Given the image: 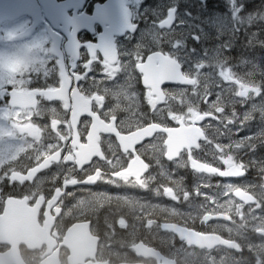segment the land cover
<instances>
[{"label": "snow or ice", "instance_id": "obj_1", "mask_svg": "<svg viewBox=\"0 0 264 264\" xmlns=\"http://www.w3.org/2000/svg\"><path fill=\"white\" fill-rule=\"evenodd\" d=\"M104 54L106 59L104 61L103 76L97 77L96 73L91 71V68L88 69L89 74L93 77L92 86L96 84L98 78L102 80L103 77H107L112 81L111 88L105 86L103 91L105 94H111L112 98L117 101L116 109H119L121 95H127L124 89L130 87V84H121L116 81V74L123 68V64L117 54L107 48ZM4 68L6 72L0 74V169L4 168L6 163L9 164V168L0 172V181L7 179L9 184L18 182L23 185L26 181H33L36 174L41 172V170L49 169L55 165L56 172L52 174V179H60L61 184L56 186L50 196L47 197L49 202L55 201L59 197L65 198V195H72L73 193L66 192V190L69 186L75 187L77 185L87 186L107 183L113 187L138 186L142 190H148L149 183L156 180V175L152 173H149L147 177L144 176V173L149 172L150 163L142 159V156L148 152L149 148L152 150V158L155 159V163L161 168L163 165L160 157L163 156L177 168H189L190 165L191 171L198 174H208L209 179L211 175H217L222 178L246 176L249 165L254 164L255 161L244 162L239 156L230 154L229 150L233 148L232 143L228 145L216 143L214 151L211 153L213 159L218 157L219 161L226 166V170H221L220 167L212 166L210 163H201L198 159L193 158L194 150L207 151V148H202L201 143H199L202 138L207 145L212 144V141L205 135V129L197 127L196 123L212 116L213 112L224 113L226 103L243 105L253 100L254 97H261L260 105L253 104L252 109L243 116V121L250 122L252 113L258 108L260 112V129L256 135L261 140H264V95H262L264 81L259 84L254 80L242 82L240 78H234L231 68H227V70H225V67L220 68L219 75L225 81L238 85V90L235 87L230 89L234 95L222 99V93H217L215 101L208 106L209 110L203 113L191 103H189L187 113L183 115H174L169 109L168 115L173 121L180 123L181 127L179 129L168 127L163 122H148L146 125L137 123L135 130L129 131L127 134H124V130L131 128L132 125L128 120H121L117 124L115 109L104 113L103 119L101 114L93 110V102L100 108L104 106L105 95H94L95 87L92 88V91L85 94L84 88L89 86L86 83L87 77L82 72L72 74L62 70L60 72L61 81L57 84L58 86L39 87L30 86L31 81L29 78L32 73L31 63L28 59H9L4 62ZM135 68L138 70L139 76H142L143 85L147 89V103L152 110H156L157 101L164 100L166 96L175 99L176 94L162 89L161 86L165 82L192 85L194 87L200 82L199 76L194 78L183 75L180 65L174 59L163 54L140 58ZM261 75H264V72ZM128 81H131V78ZM207 81L208 79H205L203 88L205 99L211 94ZM81 84L84 85V88L80 86ZM178 94L183 96L184 91ZM57 101L64 110L70 111V120L65 122L67 131L64 132L57 130L61 120L55 118L57 109L51 105V102ZM49 113L53 116L49 124L38 125L33 122V117L42 118ZM82 115L90 117V121L81 122L80 117ZM232 117L227 118L226 123L222 118L220 123L224 131L221 132L220 128H214V134L228 135L230 138L232 130L228 126L234 123V118L236 117L234 111L232 112ZM81 123V129L77 130V125ZM48 129L56 130L54 135L52 131L48 133L47 139L52 142L42 143L41 134ZM243 130L244 125L241 124L236 129V134L238 135ZM104 134H107V139H102ZM154 134H160L156 137L160 141L159 145L155 142L150 145L142 144L145 138L153 137ZM112 135L118 139L122 153H118L113 145ZM82 137H84L83 141ZM102 144L107 145L108 155L102 149ZM137 144H141V148L137 149ZM256 146L251 135H246L234 144L236 150L248 148L251 151H255ZM26 149L34 150L36 165L30 167V170H26L25 174H22L20 171L12 170L10 165ZM62 153L64 154L62 155ZM260 164L259 171L264 173V161H261ZM168 178H171L170 173ZM207 186L209 184L205 181V187ZM33 187H36V191H29L26 197L31 199L33 203H39L45 197L38 186L33 185ZM177 187L183 193V201L187 202L190 207H197L189 199L190 193L185 191L179 182H177ZM230 192H234L236 197L242 198V203L236 206L237 217L242 221L240 224L241 228L247 224V221L243 220L244 213L240 211L246 204L249 205V215L253 219L264 223V220L261 219V214L257 215L256 212V209L264 210V184L260 187L258 197L249 194L248 191L242 190L240 187H235L231 183L221 186V192H218L217 196L221 194L228 196ZM162 193L173 201H180L173 187L162 188ZM155 194L160 195L161 189L157 188ZM194 194L196 196L202 195L205 201L213 203L216 201L214 197L207 193H201L199 186L195 188ZM244 196L246 198H243ZM108 197L111 198V195ZM24 198L23 196L22 198H17L9 195L0 199V214L3 213L6 201L11 202L13 199ZM251 230L259 234L261 240L264 241V228L257 226L251 228ZM255 246L259 250L257 255L264 253V242ZM236 247L237 250H240L239 245ZM248 247L252 250L253 245L249 244Z\"/></svg>", "mask_w": 264, "mask_h": 264}, {"label": "flooded vegetation", "instance_id": "obj_2", "mask_svg": "<svg viewBox=\"0 0 264 264\" xmlns=\"http://www.w3.org/2000/svg\"><path fill=\"white\" fill-rule=\"evenodd\" d=\"M28 1L31 0H19L21 4H26ZM35 2L41 11L39 20L40 22L37 28L29 35L25 37H17L18 33L23 31L34 21V18L29 13H25L15 20H7L0 23V33L5 32V37L8 40L7 42L11 44V46L22 47L26 59H28L31 63L32 75L29 78L31 81L30 86H58L57 84L61 81L60 72L62 70L72 74L82 72L84 76L87 77L86 83L89 86L84 88L83 84L80 85L82 88H84L85 94H87L89 91H92V88L95 87V91L93 92L94 95H105L104 106L100 108L96 106L95 102H93V110L97 111L99 114H101L102 118H104V113L115 109L117 124H119L121 120H128L132 125L131 128H126L124 133L135 130V125L137 123L146 125L148 122L162 121L161 116H164L165 112L160 111L158 107L156 110L151 109V106L147 103V89L143 85L142 76H139L138 70L135 68L138 59L147 57L151 49L144 50L139 53L138 56H136L135 48L126 47L129 41L137 42L139 37L141 38V41L148 44H155L159 42V37L155 33L153 27L148 22H146L140 14L142 9H146L143 1L140 0L138 2V0H126V5L132 12L131 21L132 23L134 22L138 28L134 34H129L128 32L123 34L122 30L120 29V25L117 28V31L120 32V34L115 35L113 38L115 53L117 54L120 62L123 64L121 71L116 74V81L121 84H130V87H126L124 89V92L127 93V95H121L119 100V109H116L117 101L112 98L111 94H105L103 91L105 86L111 88L113 82L107 77H103L102 80L98 78L96 84L92 86L93 77L88 71V69L91 68V71L96 73L97 77L103 76L104 73L105 58L101 51L97 48V45L104 43V41L101 42V37H105L107 44L111 43L108 41V37L110 35L107 33L111 32L114 21L109 16L110 9H108L107 5L109 0H35ZM117 8L119 9L121 15L123 10V15L126 17V11L122 6V0H117ZM141 30H143L142 33L139 32ZM167 33V54L171 56V29H169ZM187 35L194 34L189 31ZM53 36H55L56 39ZM184 37L186 38V36ZM189 61L193 64L197 63L195 61H191L190 59ZM129 78H131V81H128ZM166 91H171V86H169ZM166 97L169 111V109H171L172 98H169L168 96ZM51 105L57 109L55 118H59L61 120V124L58 125L57 130L62 132L67 131L65 122L70 120V111L64 110L58 101L51 102ZM206 105L207 101L204 102V106ZM158 112L160 113L159 115ZM167 116L166 125L168 127L174 125L177 126L179 124L177 121L171 122V117L168 115V112ZM52 118V114L49 113L42 118L33 117V122L38 125H45L49 124ZM21 119H23V117H21ZM134 120L135 122H133ZM80 121H90V117L84 116ZM209 125H211V127H209ZM81 127L82 123L79 124V130ZM203 127L208 128L211 131H213L214 128H219L215 127L213 124L207 123H205ZM49 131H52L54 135V131L56 130L48 129L43 131L41 134L42 143L52 142L51 140L47 139ZM157 135L152 141L157 140ZM107 138V134L102 136V139ZM83 140L84 137H82V141ZM111 140L113 145L116 147L117 152L122 153V150L119 147L115 137L112 136ZM102 148L105 151V154L108 155L109 150L107 149V145L102 144ZM195 151L193 154L195 155L196 153L199 155V157L207 155L206 152H203L202 155ZM148 152L152 154L151 148H149ZM63 154L64 153H62V155ZM34 156L35 152L33 149H26L24 153L20 154L18 161L11 163L10 166L12 170L20 171L22 174H25L26 170H30V167L36 165ZM213 162L222 164L218 157L213 159ZM150 163L152 168H159L155 163V159H150ZM161 164L163 166L166 165V163L162 160ZM8 168L9 164L7 165V169ZM223 169L225 168L223 167ZM55 172L56 167L53 165L49 169L41 170V172L36 174L33 181H26L23 185L19 184L18 182L13 184L6 182L4 185H2L6 192L24 196L28 194L29 191H36V187H33V185L39 187L46 199L45 202H43L40 206L39 224L41 227L49 225H46L44 221L46 215L48 213L54 215L55 210L59 209L58 216L60 220H57L54 224L50 223V225L54 226L50 232V235L56 240L57 244L51 250V252H49L50 250L47 245H43L41 248H37L35 250L22 247L26 264H41L45 258L49 257L51 253L56 251L59 253V259L61 263L69 264L71 249L61 246V243L63 242L67 231L77 222L82 220H90L91 234L93 237L97 236L99 241L98 249L95 254L96 258L91 259L88 257L84 261L108 260L112 263L125 262L134 264H159V262L163 261L162 259L159 261L157 258H154V256H147V254L150 253L144 251L143 249L136 250V245L139 242H144L147 246L153 247L166 258L177 259L175 257H178L177 260H183L185 264H190L193 261V257L196 253H199L201 256H211L218 252V256L222 264L223 261L229 260V258L225 257V254H223L221 250H225L226 248L218 247L216 249L210 250L199 249L190 246L186 243V241L181 240L171 231L163 229L159 221L151 220L148 217H146L148 218L146 221L142 220L145 217V211H134L129 204L125 205L124 207L129 209L130 212L135 215V217H121L120 219H124V221L118 219L117 221H105L101 223H98L94 221L93 218L88 217L89 214H92L95 210L99 209L96 206L89 208L70 206V210L66 207V205L72 201V198L75 195H82L88 192L89 189H97L99 186L88 187L84 185H77L76 187L68 188L66 190V192L73 193L72 195H65V198L59 197L55 201L51 202L47 201V197L50 196L53 189L56 186H60L61 184L60 179L56 183L48 179L47 175L52 177V174ZM109 186L115 188L111 184H109ZM128 193L129 191L118 192L123 203H128ZM147 196L148 198H152V196H149L148 194ZM29 203L31 206L35 204L31 199L29 200ZM213 206L216 207L217 205L213 204ZM145 210H147V208H145ZM63 215L68 216L66 221L63 220ZM209 230L217 231V229L214 227L210 228ZM10 248L11 246L0 243V254L8 252ZM87 248H89V246H87ZM87 248H83V251L91 254V251ZM244 252L245 251H243V253ZM239 255L240 254L238 253L234 254L230 260L231 264L238 263ZM0 264L14 263L10 262L9 260L6 262L0 259Z\"/></svg>", "mask_w": 264, "mask_h": 264}, {"label": "trees", "instance_id": "obj_3", "mask_svg": "<svg viewBox=\"0 0 264 264\" xmlns=\"http://www.w3.org/2000/svg\"><path fill=\"white\" fill-rule=\"evenodd\" d=\"M158 1L159 3H163V5L160 7L161 10L167 8V5L165 4V0H158ZM196 5L199 6L198 13L202 11V7H203L202 14L205 13L206 15L205 17L202 14H197L196 16L199 17V21L204 25H206L207 30L213 33L212 35H215V39H217V43L215 44V47L212 48H216V49L221 47L224 48V52L221 54L220 60H225L227 63H229L233 68L236 69V72L241 71L243 68L232 63L231 61L233 60L235 61L246 60V62H250V59L247 56L253 55L254 59L252 61H256V62L259 61L261 63H264V49H262L264 48V38H263L264 37V0H203V1L197 0L196 4H191L188 7V10L192 14H194L193 12L196 10V8L194 7ZM227 33H230L231 35L230 40L225 38V35ZM233 34H235L236 36ZM241 34L244 35L242 36ZM237 39H239L240 41ZM252 39H254L255 42ZM230 41L232 42V44H230ZM241 41L243 42V44ZM238 45H244L243 46L244 48L242 46L238 47ZM259 45H261L262 47ZM254 48H256V50ZM259 78H260L259 80H264V75H260ZM254 81L256 80L254 79ZM262 143L263 142H261L260 144ZM263 146L264 145H261L259 149L256 151L255 155H252L255 163L249 165V168L247 170V178H249V180H247L248 182L246 184L250 185L251 183L253 187H258L260 185V181H263L264 173H261L259 171V168L261 166L260 162L264 161ZM175 176L176 174H174V177ZM178 176L184 177L183 181L185 182H179L181 187L184 190L192 191V194H194L195 186L198 185L199 183L196 181H192V179H194L193 176L190 173H186L183 171L177 174V178ZM154 183H158L157 185L159 186L160 189L167 187L169 184L168 182L166 183V180L161 177H159V180L152 182V184ZM173 186L176 187L178 190L180 189L177 187V182L174 183V185H171V187ZM250 191L255 193L251 189ZM105 199L106 201L102 204V206H96L99 209L95 210L92 214H89L88 217L93 218V220L98 223L105 221H117L121 217L132 218L133 214L130 212L129 209L124 207L125 205H128L127 203H123L120 199L113 197L108 199L105 198ZM204 210L205 209L200 210L199 214L197 213L198 214L197 215L196 209L193 208L192 214L195 216L197 215L195 218L191 220H187L184 218L176 219V215H175V216H171V221L182 224L187 223L188 225H191L195 228L197 227L199 229L201 228V226L199 225V221L201 219ZM146 217L154 218V220L159 218V220L157 219V221H166L164 219L165 217L164 213L161 214L152 211L145 214V217L142 220L146 221L148 219Z\"/></svg>", "mask_w": 264, "mask_h": 264}, {"label": "bare ground", "instance_id": "obj_4", "mask_svg": "<svg viewBox=\"0 0 264 264\" xmlns=\"http://www.w3.org/2000/svg\"><path fill=\"white\" fill-rule=\"evenodd\" d=\"M194 7L196 8V10L194 12L193 11L192 12L194 13L195 16L197 14H202L203 7H202V11L199 12V13H198V7L199 6L196 5ZM202 15H204L206 17L205 13H203ZM195 23H196V26L190 31L194 35H202L203 40H204V46L206 48H210L211 49L212 47H215V44L217 43V39H215V35H212L213 33L208 31L207 30V26L204 25L203 23H201L200 21H198V22L195 21ZM248 33H249V31H248ZM233 35H235V34H233ZM230 37H231L230 33H227L225 35V38H227L228 40L231 39ZM237 40H239V39H237ZM252 40L254 41V39H252ZM230 44H232L231 41H230ZM239 44H240V42H239ZM242 44H243V42H242ZM258 44H261V43H258ZM244 45H238V47L239 46L243 47ZM235 46H236V44H235ZM259 46H261V45H259ZM238 47H237V50H238ZM257 48H258V46H257ZM254 49L256 50V48H254ZM262 49H264V48H262ZM235 52H237V51H235ZM247 57L250 59V62H246V60L245 61H235V60H233L231 62L236 64V65H238V66H240L241 68H243V70H246L247 75L253 77L256 80L257 83H261L264 80H259L260 79L259 76L261 75L262 72H264V63H261L259 61L258 62L252 61L254 59L253 55L252 56H247ZM241 58H243V57H241ZM189 59L191 61L197 62V60H193V58H189ZM210 84H214V82L211 81ZM262 95H264V89H262ZM258 98H261V97H258ZM249 128L252 131V133H254V134H257V132L259 131V130H256L255 128H253V127H249ZM263 151H264V149H263ZM158 167L161 168L160 166H158ZM164 167L165 166H163L162 168H164ZM183 180H184V178H182L181 176H178V181L179 182H185ZM192 181H196V182L199 183L198 185L195 186V188L197 186H199L200 190L204 189V183L202 182L201 179H192ZM157 184L158 183H154V184L150 185L149 189L146 190V193L149 196L153 197V196L156 195L155 194V190L157 188H159V186ZM206 191H208L210 193V195L212 197H214L218 201V197L219 196H217V193L220 192L218 187L213 186V187L207 188ZM83 201H84V203L89 204L91 206H102V204L106 201V199L101 197V196H98L95 191L89 189L88 192H87V195H86V197L84 198ZM175 210H176L177 215L182 217V218H184V219L191 220V219H193L195 217V215L192 214L193 211L188 209L186 206H178ZM157 219L159 220V218H157ZM233 238L237 241V243H238V245L240 247V250H234V249H225V250H223V249H221L223 254H225V257L229 258V260L223 261V264H231L230 260L232 259V257L234 256L235 253L240 254L238 256V263L237 264H264V253H259V255H257L259 250L255 246V245H259L262 242L258 238H256L255 235H253L249 231H237L236 233H234ZM249 244L253 245L252 250L249 249V247H248ZM243 251H245V252L243 253Z\"/></svg>", "mask_w": 264, "mask_h": 264}, {"label": "water", "instance_id": "obj_5", "mask_svg": "<svg viewBox=\"0 0 264 264\" xmlns=\"http://www.w3.org/2000/svg\"><path fill=\"white\" fill-rule=\"evenodd\" d=\"M147 138H145L146 140ZM243 198H246V196H244ZM18 209L21 212H13V209ZM26 207H24V203L17 200V199H13L11 202H7V208H6V213L0 217V229L5 231V232H9L8 230V226L6 224V222H12L14 224L13 231L15 232V237L18 238L17 240H8L6 242L11 243L13 245V249L16 248L18 249V245L20 243H28V237L30 236L29 234L31 232H33L34 230H36L34 223L37 224V218L35 214L29 213V212H25ZM24 209V210H23ZM80 228H84V230H87L90 228V224L89 223H83L82 226H80ZM166 228H169L173 231H175L176 233L180 234L181 237L188 239V241L192 244H196L198 246H208V247H212L220 242H223L222 239L218 238L215 235H202V234H198L196 232L187 230V229H183V228H179L176 225H169ZM10 233V232H9ZM82 236V242L85 241L86 237L85 235H83V233H79V237ZM8 238H6L5 240H7ZM31 240L34 239V237H30ZM79 239V238H78ZM97 241V238H95ZM4 240V241H5ZM81 240L79 239V246L82 245ZM39 245V243L37 244ZM12 251V250H11ZM19 252V250H18ZM17 252V256H16V263L17 264H21V259L18 255ZM11 253V252H10ZM12 255H14L13 251H12ZM106 264V263H105Z\"/></svg>", "mask_w": 264, "mask_h": 264}, {"label": "rangeland", "instance_id": "obj_6", "mask_svg": "<svg viewBox=\"0 0 264 264\" xmlns=\"http://www.w3.org/2000/svg\"><path fill=\"white\" fill-rule=\"evenodd\" d=\"M179 24H180L179 27H182L183 22H180ZM216 55L217 54H215V52L212 53L209 57L208 56H198V55L195 56L194 55L193 56V60H197V63L194 64V65L192 63V65L190 64L189 66H190V68H192V70L193 69L195 70L196 68L197 69H203L204 67L207 66L206 60L207 61L208 60H213L212 63L214 65V68L208 66L207 68H205V70H202L203 78L204 79H208V81H207L208 85L211 83V81L215 82V81H219L220 80L222 83H220V84L218 83V85L221 88H225L227 86V84L230 83V82L229 81H225L223 79V77H221L219 75V69L224 67V64L219 62L218 57ZM13 58L25 59L24 50L22 49V47H20V46H11V45H7L5 42H3V43L0 42V74H4L6 72V69L4 68V62L9 60V59H13ZM195 71H197V70H195ZM189 94H191L193 96L195 95L194 97L198 98V89L189 91ZM225 96H226V94L222 95L223 98ZM203 98H204V96H203ZM177 103L178 104H183V100L181 99L180 101H177ZM237 120H238L237 122L240 123V124H238L236 122V120H234V123L237 124V126H241V124H243L244 126L246 124H250V122L244 123L243 120H242V117H237ZM133 122H135V120ZM255 129L257 130L256 127H255ZM245 131H246V128L244 127V130L240 131L239 133L245 132ZM249 131H250V129H249ZM224 197H225L224 198L225 202L228 203V204L225 205V207H228V208L232 209L231 205H234L235 202H234V200H233V198L231 196V192L229 193L228 196H224ZM85 205H87V204H85ZM141 205H142V203H139L137 205V207H140ZM240 211H242L244 214L246 213L244 208L241 209ZM257 211H258V209H256V212Z\"/></svg>", "mask_w": 264, "mask_h": 264}]
</instances>
